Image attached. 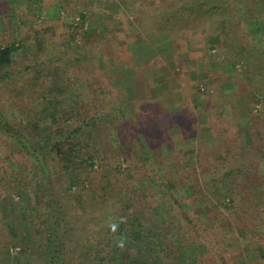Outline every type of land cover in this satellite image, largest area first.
<instances>
[{"label":"trees","instance_id":"obj_1","mask_svg":"<svg viewBox=\"0 0 264 264\" xmlns=\"http://www.w3.org/2000/svg\"><path fill=\"white\" fill-rule=\"evenodd\" d=\"M86 1L55 0L57 17L61 11L83 23L86 12L78 7ZM137 5H130L136 20ZM7 6L0 30V138L14 162L0 171V195L11 204L0 215V237L5 246L40 254L3 264H264V31L253 33L249 22L264 19V0H186L157 15L159 36L142 39L143 49L151 52L146 60L171 52L168 68L184 66L175 57L182 36L206 17L225 15L224 29L243 23L249 38L243 44L230 31L226 50L237 55L219 81L202 84L198 71L168 69L143 79L156 89L142 98L109 73L163 63L130 67L108 30L80 43L65 22L72 46L44 57L49 25L27 26L22 12ZM126 29L122 22L116 35ZM189 140L199 145L195 164L173 152ZM150 150L159 152L155 180ZM37 183L45 200L28 202L26 194H41L33 191ZM109 215L126 217L123 249L114 246ZM10 223L20 224L15 236ZM225 223L250 236L245 248L227 239Z\"/></svg>","mask_w":264,"mask_h":264},{"label":"rangeland","instance_id":"obj_2","mask_svg":"<svg viewBox=\"0 0 264 264\" xmlns=\"http://www.w3.org/2000/svg\"><path fill=\"white\" fill-rule=\"evenodd\" d=\"M132 1L133 0H105V2H101L99 0H88L81 6V8L78 7V9H83L86 12V19L83 23H79V17H73L72 14L69 13H66V16L65 13L60 11V16L57 17L56 5L58 2H55V0H0V30L2 29V24L8 19L7 15L5 14V10L7 8L8 10L10 9L7 6L8 4L10 6L17 7L19 10H17L18 12H22V16L28 21L26 24L27 26H30L31 24L35 26L49 25V28L51 29V39L49 46L43 55L47 58L54 57L72 46L70 44V40L67 37L68 30H66L64 27H61L63 26L62 24L64 22L73 25L70 31L71 33L72 31L76 32V39L80 43L84 42V40L86 41L87 39H92L98 32L108 30L110 37H115V41L119 46L120 51L118 54H120V57L125 59L130 67H132L133 64L140 62L146 63L148 61L163 63L159 67H155V69L147 67L143 68L142 70L127 69L124 71V69H116L109 73V76L113 77L115 82L119 83L120 86L126 87L132 96L139 98L145 96L148 90L152 92L154 89H156L152 85H146L143 79L145 78L146 80V77L152 75H162L161 73L168 71V69L171 70V72L177 71L179 74L185 73L186 75H188L190 71V73H196L195 71H198L199 78L197 79H202V84L204 82L212 84L216 81H219L224 73V69L227 68L226 61L230 60L231 57L235 58L237 55L236 50H226V43L227 45H230L232 41L230 31H235L238 40L243 44H246L247 39L249 38L246 34V25L243 23H231V25H228L226 29H224L222 21L226 20L225 15H212L210 17H206L194 25L190 35L187 34L182 36L184 44L175 53V57L179 59L181 58L184 66L180 67L177 62V66L173 65V67L168 68L166 65H168L167 63L170 61L171 52L167 54H161L160 50L156 49L158 53L160 52L158 56L161 57L156 60L151 58L150 60H146L151 55V52H146L143 49L144 40L142 39L146 38V36V39L148 40H153L158 37V34L160 33L158 31L161 29L158 27V24L155 23L156 16L164 11H170L171 9L177 8L180 3H182V1L186 0H136V4L139 5H137L138 9L136 11H139L140 13L137 20L135 19L136 16L134 9L130 6ZM48 3H50V5L52 4L51 10L47 8ZM54 6L55 9L53 13L52 10ZM262 10L263 8L259 7L257 14L262 15ZM44 11L51 12L53 15L51 17H45ZM71 11L72 10L69 9L67 10V12ZM102 15H106L108 17H106L105 20H102ZM122 22L127 27L126 33L124 32V34L120 33L119 35H116L115 30L119 25H121ZM249 22L252 26L251 31L253 33H257L254 31H264V19H262V17H260L258 21L251 19ZM13 23L16 26L19 24L17 21H13ZM50 25H52V28ZM77 25L78 27L75 28ZM240 56V60H244L247 54L242 51L240 52ZM144 60L146 61L144 62ZM238 66L239 65L236 67ZM200 71L202 75H200ZM13 112L14 113H12V117L19 118L17 112L15 110ZM170 133L174 134L176 132L170 131ZM163 148H165V145H163ZM7 151L8 143H5L4 139L0 138V171L2 170L1 167L4 169L9 167L11 168V164L14 162L13 160L7 159L10 157V152ZM150 151L151 152L148 153L150 157L149 162H151L152 173L154 174L152 178L155 180L157 177H159L156 173L155 164V160L159 152L153 150ZM173 152L177 154L179 153V155H181L185 161L195 164L197 163L199 157V145L194 140H189V142L184 145H181V142L179 141L174 145ZM34 190H40L41 194L39 193L38 195H35L36 193H34V196L30 194L28 197L26 194L25 198H27V201H37L43 203L45 200V194L42 185L39 183L35 184L33 186V191ZM6 200V197L0 195V215L3 217L9 213V208L7 209V207L9 206L10 201L8 202ZM15 200L16 197L12 196V203H14ZM21 215H23V213H21ZM225 224L226 228L224 229V232L227 239L236 244V246H239V248H245L250 241V236L248 234H242L236 231L231 225H228L227 223ZM18 225H15V228L14 225L11 223L9 224L11 233L9 236H15L17 233H19L21 229ZM3 243L4 242L0 237V264L6 263L7 259H10L16 255L35 258L40 254L39 250H32L30 246L28 248L21 246H11L10 244L5 246Z\"/></svg>","mask_w":264,"mask_h":264},{"label":"clouds","instance_id":"obj_3","mask_svg":"<svg viewBox=\"0 0 264 264\" xmlns=\"http://www.w3.org/2000/svg\"><path fill=\"white\" fill-rule=\"evenodd\" d=\"M126 223V217L109 215L107 217L106 226L108 231L114 236V246L123 249L127 244V236L120 229L121 225Z\"/></svg>","mask_w":264,"mask_h":264}]
</instances>
